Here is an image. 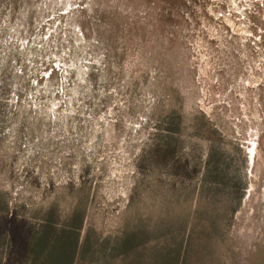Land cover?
Returning <instances> with one entry per match:
<instances>
[{"label": "rangeland", "instance_id": "374dc122", "mask_svg": "<svg viewBox=\"0 0 264 264\" xmlns=\"http://www.w3.org/2000/svg\"><path fill=\"white\" fill-rule=\"evenodd\" d=\"M264 264V0H0V264Z\"/></svg>", "mask_w": 264, "mask_h": 264}, {"label": "trees", "instance_id": "16d2710c", "mask_svg": "<svg viewBox=\"0 0 264 264\" xmlns=\"http://www.w3.org/2000/svg\"><path fill=\"white\" fill-rule=\"evenodd\" d=\"M78 240L61 241L60 236L52 238L45 235L33 236L30 244L32 246L33 261H40V264H73L76 256Z\"/></svg>", "mask_w": 264, "mask_h": 264}]
</instances>
